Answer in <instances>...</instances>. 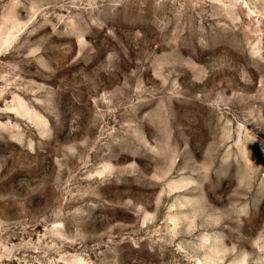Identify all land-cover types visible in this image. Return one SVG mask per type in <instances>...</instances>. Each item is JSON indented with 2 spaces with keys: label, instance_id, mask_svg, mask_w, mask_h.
<instances>
[{
  "label": "rangeland",
  "instance_id": "374dc122",
  "mask_svg": "<svg viewBox=\"0 0 264 264\" xmlns=\"http://www.w3.org/2000/svg\"><path fill=\"white\" fill-rule=\"evenodd\" d=\"M0 264H264V0H0Z\"/></svg>",
  "mask_w": 264,
  "mask_h": 264
}]
</instances>
